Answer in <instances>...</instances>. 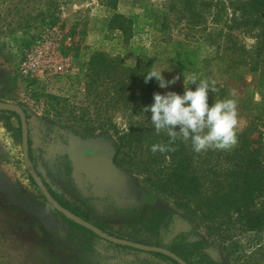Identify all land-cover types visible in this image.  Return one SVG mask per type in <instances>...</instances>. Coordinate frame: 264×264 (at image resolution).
Here are the masks:
<instances>
[{
  "label": "rangeland",
  "instance_id": "1",
  "mask_svg": "<svg viewBox=\"0 0 264 264\" xmlns=\"http://www.w3.org/2000/svg\"><path fill=\"white\" fill-rule=\"evenodd\" d=\"M114 4L116 10L103 0H72L63 8L62 30L3 35L0 102L27 112L33 163L49 186L88 212L93 221L126 230L128 211L163 206L138 177L117 169L109 158H88L87 151L98 148L105 154L115 145L111 134L83 139L68 129L76 120L67 112L74 105L84 104L90 93L87 86L92 56L103 52L120 57L128 67L146 57L151 69L164 70L166 80L179 76L167 87L178 94H183L184 87L195 90L193 79L223 84L228 64L226 60L215 62L212 74L204 69L218 56L215 39L201 36L200 29L192 31L188 16L179 21L169 12L168 0H114ZM115 14L133 21L134 36L129 42L120 32L109 29ZM233 93L239 96L241 92ZM208 103L211 106L214 102ZM237 120L236 135L243 126ZM9 125L19 127L17 117L0 112V229H7L13 240L20 241L17 252L28 264H174L152 254L116 248L101 239L89 243L74 237L33 186L24 168L21 138ZM236 148L237 144L222 151ZM65 157L72 167L71 181L66 176ZM231 218L214 224L211 219L176 212L160 238L168 243L184 234L190 241L205 240L218 262L230 258L233 264H263L255 254L264 249V233L242 232L243 225Z\"/></svg>",
  "mask_w": 264,
  "mask_h": 264
},
{
  "label": "trees",
  "instance_id": "2",
  "mask_svg": "<svg viewBox=\"0 0 264 264\" xmlns=\"http://www.w3.org/2000/svg\"><path fill=\"white\" fill-rule=\"evenodd\" d=\"M71 1L0 0V40L3 35L62 30L63 8ZM103 1L117 9L114 0ZM168 8L179 21L188 16L192 31L200 29L201 36L215 39L218 56L207 61L206 71L211 72L215 62L226 60L228 64L224 83L216 84V93L209 91L208 101L236 100L237 119L243 122L237 134V148L232 152L209 148L197 153L191 140H184L179 133L174 142H170L166 131L157 134L151 113L143 108L153 103L154 92L174 90L159 88L154 78L144 83V74L151 69L146 57L128 67L122 58L101 52L89 62L90 93L85 103L74 105L67 112L76 120V125L68 129L83 139L111 134L116 143L107 148V158L117 169L138 177L160 198L162 209L142 207L128 211V228L116 229L93 221L88 212L65 200L40 172L39 175L62 206L111 236L166 248L188 264H233L230 258L224 262L213 259L205 240L190 241L187 235L180 234L167 243L160 238V232L170 226L176 212H181L186 217L211 219L214 224L233 217L243 225L242 232L264 233V0H168ZM211 28L214 32H209ZM109 29L120 32L126 42L134 36L133 21L121 14L113 16ZM233 92L241 93L238 96ZM27 118L29 121L28 115ZM9 128L21 138L20 127ZM31 144L30 138L34 162ZM153 144L168 145L169 150L154 153L150 150ZM64 159L66 176L71 181L70 160ZM41 198L44 199L42 195ZM55 214L79 240L90 243L99 239L56 211ZM19 243L7 229H0V264H28L26 257L17 252ZM152 255L176 264L161 255ZM255 255L264 264V249Z\"/></svg>",
  "mask_w": 264,
  "mask_h": 264
},
{
  "label": "clouds",
  "instance_id": "3",
  "mask_svg": "<svg viewBox=\"0 0 264 264\" xmlns=\"http://www.w3.org/2000/svg\"><path fill=\"white\" fill-rule=\"evenodd\" d=\"M163 71L150 69L144 74V83L147 84L155 78L158 87L166 89L179 79V76H176L166 80L162 75ZM192 84L197 85L195 90L184 87L183 94L174 91L153 93V103L146 105L143 110L151 113L150 120L156 133L166 131L170 142H174L179 133L184 140H191L193 151L197 153L209 148L230 149L237 144L236 100L222 99L209 106V91H218L216 82L205 78L198 83L193 79ZM176 126H179V131ZM150 150L154 153L165 152L169 148L165 144H153Z\"/></svg>",
  "mask_w": 264,
  "mask_h": 264
},
{
  "label": "water",
  "instance_id": "4",
  "mask_svg": "<svg viewBox=\"0 0 264 264\" xmlns=\"http://www.w3.org/2000/svg\"><path fill=\"white\" fill-rule=\"evenodd\" d=\"M0 112H8L13 113L17 116V119L20 124L21 130V146H22V156H23V164L24 168L28 174V176L32 179L33 183L36 185L37 189L44 197L45 201L49 204L54 211L59 213L65 219L69 220L70 222L81 226L88 231L92 232L95 236L99 239L108 242L114 246H119L122 248L132 249L134 251L147 253V254H157L163 257L170 259L171 261L175 262L176 264H188L183 258L175 254L174 252L158 246L152 245H145L139 244L127 239H120L114 236L107 234L106 232L102 231L94 224L80 218L64 206H62L51 194L50 190L46 186L43 181V178L40 177L32 159L30 156V129H29V122L27 118V114L25 110L20 106H15L10 103L0 102Z\"/></svg>",
  "mask_w": 264,
  "mask_h": 264
},
{
  "label": "flooded vegetation",
  "instance_id": "5",
  "mask_svg": "<svg viewBox=\"0 0 264 264\" xmlns=\"http://www.w3.org/2000/svg\"><path fill=\"white\" fill-rule=\"evenodd\" d=\"M98 148L94 149L93 151H87L86 155L88 156V158L90 159H95V158H100L102 156H105L107 158L108 154L105 153L103 154V151L102 150H97Z\"/></svg>",
  "mask_w": 264,
  "mask_h": 264
},
{
  "label": "crops",
  "instance_id": "6",
  "mask_svg": "<svg viewBox=\"0 0 264 264\" xmlns=\"http://www.w3.org/2000/svg\"><path fill=\"white\" fill-rule=\"evenodd\" d=\"M114 166V165H113Z\"/></svg>",
  "mask_w": 264,
  "mask_h": 264
}]
</instances>
